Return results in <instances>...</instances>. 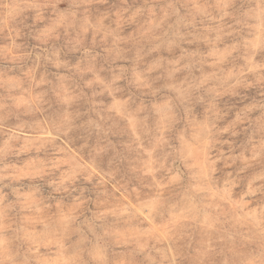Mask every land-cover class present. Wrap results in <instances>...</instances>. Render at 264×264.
Here are the masks:
<instances>
[{
  "label": "rangeland",
  "instance_id": "374dc122",
  "mask_svg": "<svg viewBox=\"0 0 264 264\" xmlns=\"http://www.w3.org/2000/svg\"><path fill=\"white\" fill-rule=\"evenodd\" d=\"M0 264H264V0H0Z\"/></svg>",
  "mask_w": 264,
  "mask_h": 264
}]
</instances>
